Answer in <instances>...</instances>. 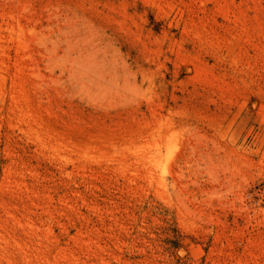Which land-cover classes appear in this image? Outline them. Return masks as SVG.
I'll return each mask as SVG.
<instances>
[{"label": "rangeland", "instance_id": "1", "mask_svg": "<svg viewBox=\"0 0 264 264\" xmlns=\"http://www.w3.org/2000/svg\"><path fill=\"white\" fill-rule=\"evenodd\" d=\"M0 264H264V0H0Z\"/></svg>", "mask_w": 264, "mask_h": 264}, {"label": "bare ground", "instance_id": "2", "mask_svg": "<svg viewBox=\"0 0 264 264\" xmlns=\"http://www.w3.org/2000/svg\"><path fill=\"white\" fill-rule=\"evenodd\" d=\"M183 251V250H182Z\"/></svg>", "mask_w": 264, "mask_h": 264}]
</instances>
